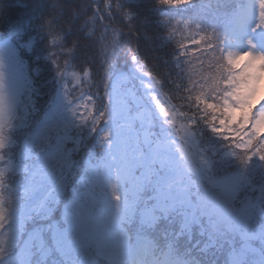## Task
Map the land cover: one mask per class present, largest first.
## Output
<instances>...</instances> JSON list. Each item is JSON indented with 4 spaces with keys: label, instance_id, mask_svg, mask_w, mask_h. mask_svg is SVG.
Here are the masks:
<instances>
[{
    "label": "snow or ice",
    "instance_id": "snow-or-ice-1",
    "mask_svg": "<svg viewBox=\"0 0 264 264\" xmlns=\"http://www.w3.org/2000/svg\"><path fill=\"white\" fill-rule=\"evenodd\" d=\"M188 2L154 0L159 8ZM103 3V12L98 3H93L92 13L85 17L81 28L85 29V36L95 40L103 75L106 80H111L113 70L117 68L116 57L122 29L119 25L105 24L104 17H111L115 9L124 24L132 28L137 13L124 7L121 0H103ZM253 9L255 23H250ZM51 20L49 16L45 25L50 24ZM97 22L101 24L99 33L95 31ZM164 23L168 25L167 37L176 44L174 59L177 60V67H180L179 62L183 59L184 65L195 72L196 79L192 84L198 90L189 96L194 102L191 106L195 111L191 114L181 112L179 115L184 119L177 120L174 106L167 97L153 95L151 99L166 122L175 127L184 149H191L198 143L197 133L202 131L199 127L201 123L212 137L224 141L227 151L223 156L230 158L225 167L230 171L217 179L213 173V164L202 161L209 173L202 177V181H206L211 188H219V194H213L209 188H205L203 196L197 195L194 198L186 192L171 203L167 200L162 204L156 203L151 208V226L155 227L161 220L175 223V237L169 242V247L177 252L173 264H199L190 256V250L185 249L184 254L179 253V240L185 236L190 239L194 231L206 236L212 247L228 246L224 264H242V253L237 250V241L241 250L250 240L259 239L264 242V97H249L251 102L247 104L243 117L237 111L244 106L242 97L248 91L243 83L246 74L264 72V0H245L243 4H238L223 30L209 28L198 20L173 18L169 22L168 17H164ZM61 40L62 34L53 35L49 29V44ZM64 51L71 54L74 47ZM127 54L133 71L143 73L145 64L140 61L138 54L132 49H127ZM247 61L251 63L244 67V71H238ZM51 62L56 64L55 60ZM70 63L69 57L64 62L65 68L60 69L57 75L71 76L75 85L92 81V69L89 66L83 70L73 67L71 72H67L65 69ZM128 79L127 74L117 75L118 82ZM104 95L111 105L112 95L107 88ZM62 99L64 102L69 101L66 91ZM83 107L87 109L89 117H96L94 124H111L113 114L107 107L99 111L98 115L94 103H84ZM68 111L70 114L75 113L74 108ZM18 118L16 99L6 89L3 73H0V190L5 188L8 177L19 181L12 185L11 195L0 194V264H46L54 251L63 257L61 245L71 238L77 228V216L84 208L81 197L89 196L84 185L92 182L95 170L92 176L81 177L79 183L83 191L74 187L69 193L63 181L58 183L56 206L59 207L63 196H68L63 201L64 206L58 219H53L56 208L49 209L46 202H41L37 209L28 208L26 201L34 191L37 177L54 168L57 162L76 167L79 165L67 141L41 160V155L52 144L51 128L47 123L34 130L31 142L25 139L17 144L12 129L15 127L14 119ZM68 126L66 122L65 128ZM111 135L109 128L103 132L101 139L110 141ZM34 148L37 149L35 152ZM257 171L260 180L254 183ZM124 173L133 184L134 196L138 197L144 188L143 175H132L127 162ZM112 187L115 188V185ZM252 193H255V197ZM113 199L119 200L120 197L114 195ZM129 207L134 210L135 201ZM41 211L46 213L44 219L51 222L45 226L49 230L47 234L38 224H33V212L40 215ZM108 222L114 229L121 228L123 223L119 217H110Z\"/></svg>",
    "mask_w": 264,
    "mask_h": 264
},
{
    "label": "trees",
    "instance_id": "trees-1",
    "mask_svg": "<svg viewBox=\"0 0 264 264\" xmlns=\"http://www.w3.org/2000/svg\"><path fill=\"white\" fill-rule=\"evenodd\" d=\"M244 2L245 0H189L188 3L159 8L154 4V0H121L124 7L131 8L137 15L132 21V28L124 24L115 9L112 10L111 17L107 15L104 17L105 24L119 25L122 29L121 43L116 57L117 68L113 70L111 80H106L96 42L93 38L85 36V29L81 28L85 17L92 13L93 3H98L100 11L103 12V0H0V45L4 43L16 44L17 49L20 45L22 47L29 45V50L20 49L26 75V85L21 95L20 106L26 105L28 117L24 121L26 127L18 129L14 133L16 143L20 144L25 139H29L40 122L51 114L55 96L57 91L62 90V86L66 87L71 95L86 94L91 96L95 99L97 110L101 111L108 107L104 95L105 89L107 88L109 91L118 74L130 72L133 69L130 68L132 62L128 57L127 49L134 50L140 61L144 62L145 68L141 77L145 76L148 79L149 86L153 88L158 97L168 98L174 106L173 111L177 113V120L184 119L179 113L191 114L195 111L191 106L194 102L189 99V96L198 90L192 84L196 76L194 70L190 71L184 65L183 59L179 62L180 67H177V60L174 59L176 44L166 35L168 25L164 23V17H168L169 22L173 18L198 20L209 28L216 27L223 30L227 27V21L233 16L236 6ZM49 16L52 17V20L46 26L45 20ZM100 28L101 24L97 22L96 33H99ZM49 29L53 35L62 34V40L56 44H49ZM68 47H74V52L70 54L64 51ZM69 57L71 63L65 71L71 72L73 67L83 70L85 66H89L92 69L90 83L82 82L80 85H75L69 75H57L60 69L65 68L64 62ZM52 60L56 61L55 65L51 62ZM251 78V73H247L243 81L245 86L250 84ZM244 103L248 104V101ZM145 104L148 108L149 103L145 101ZM247 104L237 110L241 113V117H243ZM150 108L148 110H151ZM152 115L155 118L154 114ZM197 119L199 120L200 117ZM104 125V123L95 124L93 129L96 130L93 131V136L82 138V149L79 156L74 158L79 167L67 186L69 193L74 187L78 191H83L84 189L80 186L77 178L87 177L92 165L98 164L97 161L102 160V151L97 146V143L100 144L102 139H96V137L100 133L102 135ZM164 126L168 128L171 137L180 140L174 126L169 123ZM199 127L202 131L197 133L198 143L191 149H184L188 157H192L194 154L198 158V163L193 166L197 172L192 174V178L196 182L195 187L198 190L207 188L206 186L202 187V182L199 184V178L202 179L203 176L209 174L202 161L213 164V173L217 179L224 177L230 171L225 167L230 158L223 156V153L227 151L224 141L212 137L202 123ZM85 131L84 129L80 130V132ZM149 131L152 137L162 138L156 122ZM181 145L184 147L182 141ZM259 180L260 175L257 171L254 183ZM18 182L17 179L8 177L1 194L10 195L12 185ZM198 190L194 192L196 193ZM150 195L151 191L144 192L147 200L144 205L153 202ZM252 195L255 197V193ZM67 199V195L63 196L59 207L56 206L55 201L49 202V209L56 208V215L53 219L60 217L61 209L64 206L63 201ZM81 201L85 203L84 205L88 202L87 198H81ZM84 207L88 208L89 204ZM141 209L138 205L132 214L134 219H127L121 225L127 233L130 252L125 253V259L120 264H140L138 259H140L142 251L141 242L152 245V254L156 263L160 264L158 256L162 253H169L171 260H174L177 252L169 247V242L175 237L173 231L175 223L161 220L155 227L151 226V222L141 224L139 221V210ZM33 215V224H38L40 229L47 234L49 230L45 226L51 222L44 219L46 213L41 211L40 215H35V213ZM138 235H141L140 239H138ZM98 238L84 236L81 241L82 243L86 241L96 243L95 247L91 246L94 264H110L109 260H104L97 254L96 250L102 243ZM185 249L190 250V256L199 261V264H224L228 246L212 247L206 236L198 235L194 231L190 239L185 236L179 240V253L184 254ZM46 264L70 263L54 251Z\"/></svg>",
    "mask_w": 264,
    "mask_h": 264
},
{
    "label": "rangeland",
    "instance_id": "rangeland-1",
    "mask_svg": "<svg viewBox=\"0 0 264 264\" xmlns=\"http://www.w3.org/2000/svg\"><path fill=\"white\" fill-rule=\"evenodd\" d=\"M250 23H255L254 9L251 12ZM256 39L259 40V37H256ZM15 46L16 44L12 45L10 43L0 46V73H3L6 89L16 99V114L19 117L13 121L15 125L12 129L13 138L15 131L26 127L24 126V121L28 117L26 105L20 106L21 95L26 85L24 61L20 54V49L29 50V45L27 44L23 47L20 45L18 49ZM250 63L251 61L245 62V65H242L239 70L244 71V67ZM124 74H127L129 79L118 82L116 77L108 91L112 95V103L111 105L108 104L107 108L113 114V119L111 124L104 125L102 134L110 128L112 135L110 141L102 139L101 145L97 143V146L102 151V160H98V164L92 165L89 170L87 177L92 176L93 170H95V177L92 182L84 185L89 192V196L81 197L87 198V204L84 205L83 201L82 203L84 206L89 204V207H84L80 210L77 216L78 224L76 230L71 238L64 241L61 245L64 250L63 257L70 264L75 263L81 253L91 254V246H96L94 241L82 243L81 238L84 236L100 238L102 243L96 251L104 260H109L110 264L123 262L125 253L129 250L128 236L122 226L118 229L110 226L108 222L110 217H119L123 222L127 219L132 220L134 219L132 214L135 208L140 205L142 209L139 210V221L141 224H145L151 222V208L156 203L162 204L165 200L171 203L175 199L170 187L185 188L194 198L197 195L203 196L205 194L204 189L199 188L198 190L195 187L196 182L192 178V174L197 172L193 166L198 163V158L194 154L192 157H188L184 147L181 145V140L170 136L168 128L164 126V124H167L166 118L158 111L151 99L153 95L157 97L158 95L149 86L148 79L145 76L141 77V73H136L133 69ZM251 76V82L246 86L248 91L242 97V100L244 102L248 101V103L251 102L249 97L255 99L264 97V72L251 73ZM61 88L62 90L57 91L55 96L51 114L36 127L38 128L47 123L51 128L52 144L41 155V160L50 156L54 148L64 144L66 141L68 142V147L72 148L73 158H75L79 156L82 149V138L93 136V126H95L93 121H95L96 117H89L88 111L83 107V104L91 102L97 107L95 99L86 94L71 95L66 87L62 86ZM65 91L69 97L68 102H64L62 99ZM106 101L108 102L107 98ZM145 101L149 103L151 110H148L149 107H146ZM246 104L244 103V106ZM71 108L75 109L74 114L69 113L68 110ZM140 108L145 111V119L143 123L137 124V122L132 120V114L136 113ZM99 111L97 110V115ZM152 114H154L155 118ZM66 122L69 125L67 128H65ZM155 122L162 138L172 143V153L169 156L155 154L151 149L142 147L139 141L141 126L150 129ZM81 129L86 131L80 132ZM84 134L86 135L84 136ZM101 137L100 133L96 139H101ZM14 140L16 141L15 138ZM28 140L31 142L32 135ZM36 150L34 148V152ZM125 162L129 165L132 175L137 177L143 175L144 177V188L138 194V197L134 196L133 184L125 177ZM77 170L78 167L75 165L57 162L54 168H50L41 177H37L34 191L26 201L27 207L37 209L41 202H46L49 208V202L56 201L59 195L58 183L63 181L69 186L73 179V174L76 175ZM51 173H54V175ZM77 180L80 182L81 178L78 177ZM200 182H202V187L206 186L211 193L219 194V188H211L207 182H203L199 178V184ZM113 185H115V188L112 187ZM196 190L198 192L195 193L194 191ZM150 191L153 202L148 203L147 206L144 205L147 201L144 192ZM114 195L119 196L120 199H113ZM133 201H135L134 210L129 207ZM143 245L145 249L141 251L138 261L140 264H155V259L152 255V245L144 242ZM237 250L242 253V264H264V242H261V240H250L242 250L238 245ZM163 264H173V261H164Z\"/></svg>",
    "mask_w": 264,
    "mask_h": 264
},
{
    "label": "water",
    "instance_id": "water-1",
    "mask_svg": "<svg viewBox=\"0 0 264 264\" xmlns=\"http://www.w3.org/2000/svg\"><path fill=\"white\" fill-rule=\"evenodd\" d=\"M132 119L136 120L137 122H143L144 120V110L140 109L137 113L132 115ZM140 142L142 146L148 147L151 146L154 153H164L166 155L171 154V143L166 141L162 142L160 140H157L152 143L151 136L146 129H142L140 132ZM173 187H171V190ZM187 191L186 189H177L175 190V197H180L181 195L185 194ZM76 264H93V260L90 255L81 254L78 258V261Z\"/></svg>",
    "mask_w": 264,
    "mask_h": 264
}]
</instances>
